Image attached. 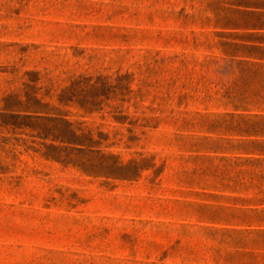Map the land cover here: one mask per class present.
Wrapping results in <instances>:
<instances>
[{"label":"rangeland","instance_id":"rangeland-1","mask_svg":"<svg viewBox=\"0 0 264 264\" xmlns=\"http://www.w3.org/2000/svg\"><path fill=\"white\" fill-rule=\"evenodd\" d=\"M262 38L264 0H0V264L222 261L197 217L240 189L191 180L241 152L209 126L234 111L230 55ZM80 75L108 79L101 111L60 104Z\"/></svg>","mask_w":264,"mask_h":264},{"label":"trees","instance_id":"trees-1","mask_svg":"<svg viewBox=\"0 0 264 264\" xmlns=\"http://www.w3.org/2000/svg\"><path fill=\"white\" fill-rule=\"evenodd\" d=\"M242 48L246 53L240 60H235L234 55H230V61L236 64L241 76V79L237 80L239 84L230 82L229 85L222 84L224 92L220 100L225 107L230 106L234 109L224 115L231 121L224 119V123L219 125L211 124L209 130L234 132L241 136L240 150L250 156H241V152H238L234 156L206 157L209 164L205 166L206 168L197 170V173L220 181H241L243 176L264 179V38L256 41L255 45L242 46ZM212 63L215 64V62ZM210 64L209 62L207 65ZM107 87H110L107 78L80 75L62 90L58 99L63 106H75L83 114L91 115L103 109L102 96L107 95L111 88L107 89ZM40 106L43 108L41 112H45L46 115H36L37 117L69 123L66 117L70 115V111L64 110L63 106L50 107L47 104H40ZM115 118L126 119L123 116H115ZM76 132V129H69L59 136L63 138V141H79ZM88 140L91 143L90 146H93L95 141L91 135ZM213 150L216 152L218 147ZM209 220L215 221L216 218L210 217Z\"/></svg>","mask_w":264,"mask_h":264},{"label":"crops","instance_id":"crops-1","mask_svg":"<svg viewBox=\"0 0 264 264\" xmlns=\"http://www.w3.org/2000/svg\"><path fill=\"white\" fill-rule=\"evenodd\" d=\"M241 156L250 155L241 152ZM194 180H204L200 183L219 190L240 189L227 195L207 194L214 201L228 203L204 206L197 217L214 237L221 234L220 242L225 246L219 252L224 251V255L216 264H264V179L243 176L241 181H220L201 175ZM210 217L216 220L210 221Z\"/></svg>","mask_w":264,"mask_h":264}]
</instances>
